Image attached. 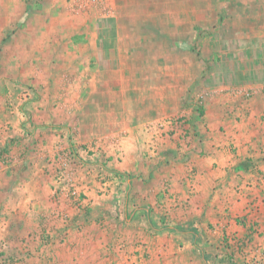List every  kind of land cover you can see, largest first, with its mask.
Listing matches in <instances>:
<instances>
[{"label":"crops","instance_id":"crops-1","mask_svg":"<svg viewBox=\"0 0 264 264\" xmlns=\"http://www.w3.org/2000/svg\"><path fill=\"white\" fill-rule=\"evenodd\" d=\"M88 1L94 12L71 33L62 60L80 61L82 80L98 82L85 98H98L93 130L107 132L99 138L104 152L116 148L110 163L127 169L114 161L130 141L140 153L128 201L117 209L129 218L119 222L118 212L116 229L106 220L103 238L90 232L94 223H83L80 244L118 237L127 264H252L245 257L264 251V0H169L163 11L150 10L152 0ZM196 33L214 34L230 54L241 41L243 60L215 59L217 48ZM188 90L202 99L199 113L185 106ZM182 113L198 121L185 142L160 144L144 131L153 119ZM124 225L127 233L118 229Z\"/></svg>","mask_w":264,"mask_h":264},{"label":"rangeland","instance_id":"rangeland-1","mask_svg":"<svg viewBox=\"0 0 264 264\" xmlns=\"http://www.w3.org/2000/svg\"><path fill=\"white\" fill-rule=\"evenodd\" d=\"M168 1L152 0L147 5L150 10L163 11ZM88 3V0H0V264H87V258L90 264L129 261L123 263L119 250L124 249V243H118V237H114L115 244H104L101 239L100 243L87 247L80 244L83 232L88 230L82 226L85 222L94 223L90 232L101 238L107 232L106 220H114L116 229L115 221L123 217V211L117 209L128 201L127 186L135 176L131 167L137 164L140 153L134 151L136 142L130 141L128 154L114 161L122 163L119 165L127 163L130 169L120 171L110 163L114 155L110 153L116 148H104V152L99 138L107 132L93 130L101 112L96 108L98 98H85L87 92L97 93L98 82L82 80L80 61L66 66L62 60L66 59L72 32L82 27L94 12L93 4ZM210 36L196 33L195 40L206 37L217 48L212 57L221 61L243 60L241 41L235 40L237 49L230 54L218 48L225 43L215 41L214 34ZM195 52L199 59L206 56L201 50ZM73 53L79 51L73 49ZM227 54L231 56L226 59ZM255 54L249 61H254ZM87 72L96 78L95 68ZM189 94L190 90L186 101L191 97ZM194 100L191 97V102L185 105H194L191 114L197 112L202 99ZM191 114L153 119L144 131L149 137H158L160 144L169 138L185 142L193 137L191 129L198 122L193 121ZM168 120L173 121L172 126L161 127ZM150 150L155 151L149 147ZM118 229L126 233L130 230L125 225ZM105 247H109L108 251ZM248 255L253 257H245V261L264 264V251Z\"/></svg>","mask_w":264,"mask_h":264},{"label":"built area","instance_id":"built-area-1","mask_svg":"<svg viewBox=\"0 0 264 264\" xmlns=\"http://www.w3.org/2000/svg\"><path fill=\"white\" fill-rule=\"evenodd\" d=\"M172 124H173V121H172V120H168V121L165 122L161 127H165V126H167V127H171Z\"/></svg>","mask_w":264,"mask_h":264},{"label":"trees","instance_id":"trees-1","mask_svg":"<svg viewBox=\"0 0 264 264\" xmlns=\"http://www.w3.org/2000/svg\"><path fill=\"white\" fill-rule=\"evenodd\" d=\"M200 112V109H199V107L197 108V113H199Z\"/></svg>","mask_w":264,"mask_h":264}]
</instances>
